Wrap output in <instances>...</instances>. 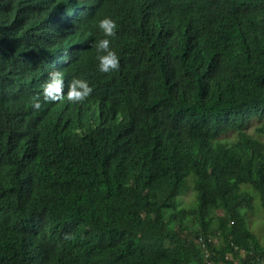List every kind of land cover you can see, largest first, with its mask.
Segmentation results:
<instances>
[{"label":"trees","instance_id":"1","mask_svg":"<svg viewBox=\"0 0 264 264\" xmlns=\"http://www.w3.org/2000/svg\"><path fill=\"white\" fill-rule=\"evenodd\" d=\"M129 12L122 75L86 56L71 68L131 80L115 93L122 158L101 172L69 152L60 176L34 185L24 168L39 148L14 144L7 124L0 193L13 203L0 194V210L15 220L0 264H264L249 218L256 201L264 211V0H137ZM13 85L0 84V107ZM231 131L237 140H221Z\"/></svg>","mask_w":264,"mask_h":264},{"label":"clouds","instance_id":"2","mask_svg":"<svg viewBox=\"0 0 264 264\" xmlns=\"http://www.w3.org/2000/svg\"><path fill=\"white\" fill-rule=\"evenodd\" d=\"M0 1V84H14L1 90L0 132L11 123L14 144L26 138L34 142L32 151L39 148L29 157L25 175L34 185L42 176L48 181L60 176L61 157L73 151L80 165L94 163L99 171L111 172L122 158L128 125L121 96L115 93L126 85L131 90V80L111 83L71 68L86 56L95 59L97 71L122 75L120 35L137 0ZM23 71L36 80L21 79L18 87L15 82ZM101 88L110 94L99 96ZM61 166L64 172L67 166ZM21 179L27 181L22 172ZM13 215L0 210V241ZM202 241L197 240L206 248Z\"/></svg>","mask_w":264,"mask_h":264},{"label":"rangeland","instance_id":"3","mask_svg":"<svg viewBox=\"0 0 264 264\" xmlns=\"http://www.w3.org/2000/svg\"><path fill=\"white\" fill-rule=\"evenodd\" d=\"M255 124L256 123H253L251 127L248 128L249 133L253 134V132H255ZM237 138V133L234 131H231L228 134H224L221 136V140L225 142H233L237 140ZM185 197L189 200L192 196L189 193ZM256 204L257 205L255 206V211L257 215L253 212L249 213L250 225L252 230L259 236L261 243L264 245V211L262 210L259 201H256Z\"/></svg>","mask_w":264,"mask_h":264}]
</instances>
